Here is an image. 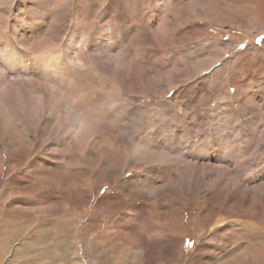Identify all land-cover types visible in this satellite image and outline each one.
<instances>
[{
	"label": "rangeland",
	"instance_id": "obj_1",
	"mask_svg": "<svg viewBox=\"0 0 264 264\" xmlns=\"http://www.w3.org/2000/svg\"><path fill=\"white\" fill-rule=\"evenodd\" d=\"M0 42V264H264V0H0Z\"/></svg>",
	"mask_w": 264,
	"mask_h": 264
},
{
	"label": "bare ground",
	"instance_id": "obj_2",
	"mask_svg": "<svg viewBox=\"0 0 264 264\" xmlns=\"http://www.w3.org/2000/svg\"><path fill=\"white\" fill-rule=\"evenodd\" d=\"M78 30H79V28L76 25L73 31H78ZM2 44L3 43L0 42V57H3V58L7 57L6 59H4V61L6 62V66H7L6 72L7 73L8 72H13L15 70V68L20 65V64L19 65L16 64L18 62L22 64V67H24L23 66V64L25 63L24 59L20 55L15 54L16 49H15L14 43H8V44L6 43L5 45H2ZM66 44L68 46V47H66L67 50H69L71 52H74V53H77V46H78L77 42H75V45H73V44L71 45V43L69 44L68 42ZM46 61L53 68L52 71H51L50 68H48L46 66ZM67 62L69 63V58H67L65 56H61L57 51L50 52L48 55L43 56L38 61L39 65L43 69V72L45 73V75H49L52 79L53 78H57V79H60V80L63 77L62 76L63 71L61 72V70H62L61 67L63 65H66ZM0 73H2V72H0ZM1 78L2 77H0V83L3 81V79H1ZM43 86H44L43 88L45 90L47 89V91H49L48 93L46 92V94H49L50 97L53 98L54 101H55L54 102V104H56V107L54 109L55 111L61 109V110L64 111V115H66L69 118H71V116L73 117V113H77L78 112L79 105L76 102L72 101L74 98L71 99L68 95H65V93H63L61 90L55 89L54 86L53 87H51V86L47 87V85H43ZM81 128H82L81 122L78 124V121L77 122H73L72 120H70L69 125H68V130H72L73 129L74 133H77V132H79V130ZM83 158L85 159L86 157L83 156ZM84 172L89 173L90 171L85 170ZM110 236L111 235L108 234V236H107V234H106V235L103 236V238L105 240L106 238H108ZM112 236H114V235L112 234ZM98 244H101V243H98ZM103 245L104 244L102 243V246ZM95 251L97 252V250H95ZM142 253H143V250H140V251L137 252V254L135 255V261H136L137 258H139V256ZM111 258H113V263L114 264H126V263L128 264L129 255L126 254V253L121 252V253H118L117 255H113Z\"/></svg>",
	"mask_w": 264,
	"mask_h": 264
}]
</instances>
